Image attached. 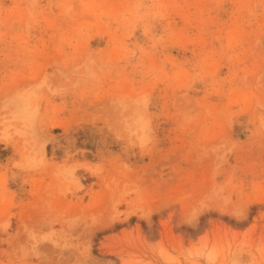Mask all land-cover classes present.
I'll list each match as a JSON object with an SVG mask.
<instances>
[{
	"label": "rangeland",
	"instance_id": "374dc122",
	"mask_svg": "<svg viewBox=\"0 0 264 264\" xmlns=\"http://www.w3.org/2000/svg\"><path fill=\"white\" fill-rule=\"evenodd\" d=\"M0 264H264V0H0Z\"/></svg>",
	"mask_w": 264,
	"mask_h": 264
}]
</instances>
